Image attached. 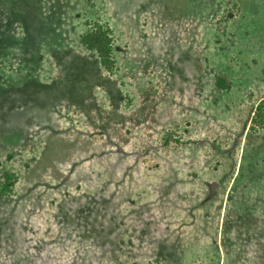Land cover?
<instances>
[{"label":"rangeland","instance_id":"rangeland-1","mask_svg":"<svg viewBox=\"0 0 264 264\" xmlns=\"http://www.w3.org/2000/svg\"><path fill=\"white\" fill-rule=\"evenodd\" d=\"M92 22L110 28V73L77 45ZM4 75L27 76L42 114L6 77L0 264H74L91 244L99 264H264V0H0ZM88 175L123 216L118 248L82 235Z\"/></svg>","mask_w":264,"mask_h":264},{"label":"trees","instance_id":"trees-1","mask_svg":"<svg viewBox=\"0 0 264 264\" xmlns=\"http://www.w3.org/2000/svg\"><path fill=\"white\" fill-rule=\"evenodd\" d=\"M111 42H112V37H111L110 28L106 24H100L97 22H92L87 28L82 30L78 34V37H77V45H79V47H81L84 51H86L90 55H92L94 57V60H95L97 67L100 70L105 71L107 73H110L113 70L112 68H114L113 45ZM26 74H28V73L23 72L21 75H26ZM20 76L16 77L15 78L16 80H15V79H13L14 78L13 76H11V78H10L9 76L4 75L3 78H0V89L3 87L2 83H5L4 81L6 80V77H7V86H9V84L12 80L14 82L15 81L19 82ZM21 77H22V79H25V82H22L21 85L17 84V85H19L18 90L20 92V96H23L24 100L31 98L32 106H28V105L27 106L31 110L38 112L37 114H40V113L42 114V111H40V109H39L40 103L36 102V101H38V102L40 101V99L37 100V97H39V96H37V95L33 96L32 94H30V92L26 91L27 84L30 82H29V80H27V76L26 77L21 76ZM36 83H37V80L35 81V84ZM38 83L41 87H43V88L45 87L44 83H40V82H38ZM57 85L60 86V87L59 86L58 87H59V90H61V95H65L66 94L65 92H67L69 94V99L74 98L75 101H79L81 103L82 99L76 98V96L79 95V92H77L73 88L74 87L73 82H69V81H66L65 79H62V80L57 81ZM45 89H46V87H45ZM7 91H8V89H7ZM31 93H33V92L31 91ZM18 95H16L15 98L18 97ZM44 95H47L48 99L50 97V100L52 102H53V99L55 97H58V99L61 98L60 93L58 91H56V93H53V94L46 92V94H44ZM34 102L37 104L33 105ZM25 105L26 104L20 105V107L23 108V107H25ZM48 106H50V104ZM253 115H254L253 119H257L258 122L263 121L262 119H264V113H263L261 104L257 105ZM253 121H255V120H253ZM112 153H113V155L115 154V157H117L116 161H119V159H121V157L123 156V154H121L118 150L109 152V154H112ZM90 156H93V155L92 154L88 155V157H90ZM97 156H98L97 154L94 155L95 160H97ZM2 177H3V181L0 183V193H2L3 191H8L9 188L11 187L10 185L12 183V180H14V175L12 173L5 172V173H3ZM88 180H90L89 184L86 186V189L84 190V192H82L83 194H79L78 197L80 200L83 199L84 203L88 204L89 208L85 207L84 209H86V210H84V213H87L86 211L88 210V213H90V214L93 213L92 214L93 218L91 220V226H89L88 228L87 227L82 228V229H84V231L82 232V235H84V234L87 235L88 232H91L94 234V232H96V230H97L99 233L94 234L93 238L94 237H97V239L99 238L100 245L110 243L114 248L115 247L118 248V244H119L118 241L120 240V238L118 235L119 232L117 230H115V226H118L119 224H121V222L123 221V216L121 215L120 210H117L113 206L112 198H111V192L106 191V187L104 186V184H102L101 182L96 183V184L94 182L92 183L90 176H89ZM77 202H79V201H77ZM145 208L147 210H149V206H146ZM69 221H72V220L70 219ZM94 224H98V229L92 228V225H94ZM99 228H100V230H99ZM65 231L67 233L71 232L70 236L74 242L78 241L77 235H78L79 229L76 227V225L65 227ZM111 231L113 232L112 236L110 238H108L107 232L111 233ZM141 232H140L141 234L144 233V235H145L146 230L144 231L142 228ZM50 235H52V234H50ZM64 238H65V235H63V232H61L60 230H57L55 237L53 236V238H52V241L54 240L55 244H61L62 242H66V240ZM36 242H37V240L33 242L32 246H36V245L38 246L39 244H37ZM91 245H89L88 250L83 251L82 254H79L80 251L76 252L75 257L77 256L76 258H78V262H75L74 264H99L98 261L95 262L93 260V257L91 255L90 250L92 249V247L94 245L93 244H91ZM27 246H30V245H27ZM103 248H105V247H103ZM105 249L107 250V248H105ZM105 249L103 251H106Z\"/></svg>","mask_w":264,"mask_h":264}]
</instances>
